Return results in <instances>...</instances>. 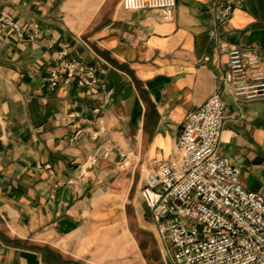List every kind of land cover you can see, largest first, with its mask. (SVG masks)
I'll use <instances>...</instances> for the list:
<instances>
[{"label":"crops","instance_id":"1","mask_svg":"<svg viewBox=\"0 0 264 264\" xmlns=\"http://www.w3.org/2000/svg\"><path fill=\"white\" fill-rule=\"evenodd\" d=\"M74 1L0 0L41 31L20 41L7 30L0 41V264H172L141 189L213 93L227 102L218 151L241 169L243 187L264 197V100L234 105L221 81L230 46L264 60V0L234 9L215 37L213 0H177L170 21L119 7L87 35L72 24ZM66 42L112 92L99 115L103 94L48 85ZM72 111L79 117L69 119ZM97 117L104 129L93 138ZM127 152L135 160L123 165Z\"/></svg>","mask_w":264,"mask_h":264},{"label":"built area","instance_id":"2","mask_svg":"<svg viewBox=\"0 0 264 264\" xmlns=\"http://www.w3.org/2000/svg\"><path fill=\"white\" fill-rule=\"evenodd\" d=\"M247 0H213L216 27L226 23L234 9ZM124 11L155 10L163 21L174 15L177 0H121ZM7 30L20 41L41 37L39 25H26L7 8H0V41ZM55 44L50 40L49 46ZM227 70L221 76L234 105L264 100V60L250 47L230 46ZM204 57L202 63L208 61ZM47 82L51 89L60 85L103 94V104L93 109L99 115L112 101V92L102 83L96 66L86 64L71 43L54 52ZM221 93L210 95L186 117L173 157L149 170L141 197L149 210L165 256L172 264H264V197L246 190L240 180L241 169L218 151L226 111ZM79 117L72 111L69 119ZM96 138L104 129L101 117L95 119ZM82 129L74 131L76 140ZM127 164L135 160L132 152L122 155ZM96 158L90 160V165Z\"/></svg>","mask_w":264,"mask_h":264},{"label":"rangeland","instance_id":"3","mask_svg":"<svg viewBox=\"0 0 264 264\" xmlns=\"http://www.w3.org/2000/svg\"><path fill=\"white\" fill-rule=\"evenodd\" d=\"M120 2L121 0H75L70 8L72 24L77 25V31L83 35L96 32L121 7Z\"/></svg>","mask_w":264,"mask_h":264}]
</instances>
